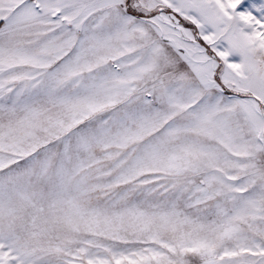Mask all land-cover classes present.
<instances>
[{
  "label": "snow or ice",
  "instance_id": "snow-or-ice-1",
  "mask_svg": "<svg viewBox=\"0 0 264 264\" xmlns=\"http://www.w3.org/2000/svg\"><path fill=\"white\" fill-rule=\"evenodd\" d=\"M0 264H264V0H0Z\"/></svg>",
  "mask_w": 264,
  "mask_h": 264
}]
</instances>
